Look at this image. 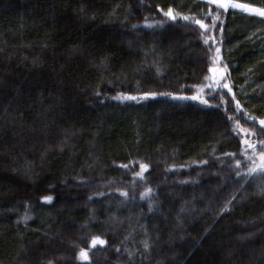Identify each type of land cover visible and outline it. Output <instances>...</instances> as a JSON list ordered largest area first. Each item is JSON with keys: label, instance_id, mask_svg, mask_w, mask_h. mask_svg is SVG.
Wrapping results in <instances>:
<instances>
[{"label": "trees", "instance_id": "obj_1", "mask_svg": "<svg viewBox=\"0 0 264 264\" xmlns=\"http://www.w3.org/2000/svg\"><path fill=\"white\" fill-rule=\"evenodd\" d=\"M262 120L264 17L0 0V264H264Z\"/></svg>", "mask_w": 264, "mask_h": 264}, {"label": "snow or ice", "instance_id": "obj_2", "mask_svg": "<svg viewBox=\"0 0 264 264\" xmlns=\"http://www.w3.org/2000/svg\"><path fill=\"white\" fill-rule=\"evenodd\" d=\"M215 2L220 3V0H215ZM220 7H223L225 9H227L229 7V4L228 3H220ZM231 7L237 8V9H242V10L247 11V12L257 13L258 15L264 17V8H254V7H250L249 5H246V4H238V3L231 4ZM165 15L166 16H169V17H171L173 19H175V16H174L173 11H172L171 8L168 10V12L165 13ZM183 18L185 20H188L189 19V17H187V16H185ZM217 18L218 17H214L213 19L215 20ZM196 23L199 24L202 28L208 27V25L203 24L199 20H197ZM213 26H215V25H213ZM205 43H207V40H205ZM217 52H219V49H217ZM206 79H207V77H206ZM224 87H228V85L225 84ZM230 90L231 89H229V91ZM156 95H158V94L157 93H144V95L142 97H139V99H147L150 96L151 97H155ZM159 95H168V94L161 93ZM116 98L117 99H128V100H137L138 99V97H136V96H119V97H116ZM173 98L175 99L177 97L173 96ZM180 98L181 99H189V97H180ZM190 99L198 100V99H201V97H199V96H193V97H190ZM202 102L205 103V104L207 103L206 100H202ZM237 106L239 107V102L238 101H237ZM260 123L262 125H264V120L260 121ZM243 143L247 144L249 148H253V149L255 148V146L252 145V144H249L247 140H245ZM261 147H264V143L261 144ZM260 160L262 162H264V152H262L260 154ZM237 164L239 165L240 164V161H237ZM123 167H127V165H123ZM140 168H141V172L140 173H137L136 175H142L143 172L148 168V166L145 165V164H141L140 165ZM257 170L264 171V163H262L260 165V168L259 169L253 168V169H250L249 172L251 174L253 172H256ZM237 175H239V173H237ZM148 191H150V190H148ZM123 194L124 195H127L126 193H123ZM143 195L144 194H142V196ZM44 199L50 201L52 198L51 197H45ZM91 244H92L93 247H95L97 244H100V245L105 244V241L99 239V237H95V238H93ZM147 247H148V245H147V243H145V248H147ZM79 258L81 260L87 261L89 259L88 252L86 250H84V249H81L80 252H79ZM50 264H51V262H50Z\"/></svg>", "mask_w": 264, "mask_h": 264}, {"label": "rangeland", "instance_id": "obj_3", "mask_svg": "<svg viewBox=\"0 0 264 264\" xmlns=\"http://www.w3.org/2000/svg\"><path fill=\"white\" fill-rule=\"evenodd\" d=\"M208 1H215V0H208ZM220 3H228L229 4L228 8L239 10V11H243V12H246V13H249V14H253V15H258L257 13L247 12V11H244L242 9H237V8L231 7V4H233V3L246 4V3H243V2H240V1H237V0H220ZM246 5H249L250 7H254V8H260V7L251 5V4H246ZM258 16H260V15H258ZM236 239L238 240V238H236Z\"/></svg>", "mask_w": 264, "mask_h": 264}]
</instances>
